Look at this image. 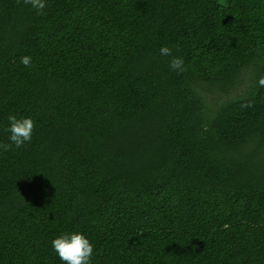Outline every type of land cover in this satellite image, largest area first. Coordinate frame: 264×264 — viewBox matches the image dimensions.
Listing matches in <instances>:
<instances>
[{"label":"trees","instance_id":"trees-1","mask_svg":"<svg viewBox=\"0 0 264 264\" xmlns=\"http://www.w3.org/2000/svg\"><path fill=\"white\" fill-rule=\"evenodd\" d=\"M0 264H264V0H0Z\"/></svg>","mask_w":264,"mask_h":264}]
</instances>
